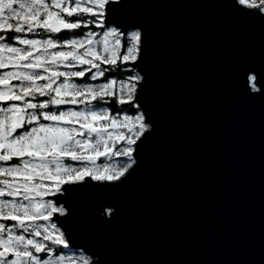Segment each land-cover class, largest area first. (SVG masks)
Instances as JSON below:
<instances>
[{
    "label": "snow or ice",
    "instance_id": "snow-or-ice-1",
    "mask_svg": "<svg viewBox=\"0 0 264 264\" xmlns=\"http://www.w3.org/2000/svg\"><path fill=\"white\" fill-rule=\"evenodd\" d=\"M158 35L216 46L264 127V0H0V264H129L141 169L165 150Z\"/></svg>",
    "mask_w": 264,
    "mask_h": 264
},
{
    "label": "water",
    "instance_id": "water-1",
    "mask_svg": "<svg viewBox=\"0 0 264 264\" xmlns=\"http://www.w3.org/2000/svg\"><path fill=\"white\" fill-rule=\"evenodd\" d=\"M197 11L158 10L162 17H193ZM156 58L161 101L152 115L165 150L142 166L124 259L264 264V127L258 107L239 103L252 86L226 78L218 49L208 42H165L158 35ZM255 83L264 92V77Z\"/></svg>",
    "mask_w": 264,
    "mask_h": 264
},
{
    "label": "trees",
    "instance_id": "trees-1",
    "mask_svg": "<svg viewBox=\"0 0 264 264\" xmlns=\"http://www.w3.org/2000/svg\"><path fill=\"white\" fill-rule=\"evenodd\" d=\"M116 106H115V104H114V102L112 103V105H111V107H110V111L112 110V109H114Z\"/></svg>",
    "mask_w": 264,
    "mask_h": 264
}]
</instances>
